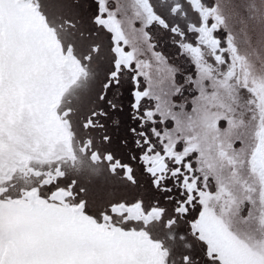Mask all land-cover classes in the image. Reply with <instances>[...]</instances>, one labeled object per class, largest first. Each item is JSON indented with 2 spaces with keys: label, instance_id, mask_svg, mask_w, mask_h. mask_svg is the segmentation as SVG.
Returning a JSON list of instances; mask_svg holds the SVG:
<instances>
[{
  "label": "snow or ice",
  "instance_id": "obj_1",
  "mask_svg": "<svg viewBox=\"0 0 264 264\" xmlns=\"http://www.w3.org/2000/svg\"><path fill=\"white\" fill-rule=\"evenodd\" d=\"M0 264H264V0H0Z\"/></svg>",
  "mask_w": 264,
  "mask_h": 264
}]
</instances>
